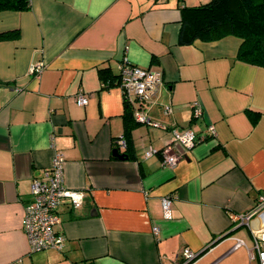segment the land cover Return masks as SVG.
I'll use <instances>...</instances> for the list:
<instances>
[{"label": "crops", "instance_id": "1", "mask_svg": "<svg viewBox=\"0 0 264 264\" xmlns=\"http://www.w3.org/2000/svg\"><path fill=\"white\" fill-rule=\"evenodd\" d=\"M206 1L30 0L26 11H0V33L18 31L0 40V264H182L186 247L199 254L189 264L237 253V264L250 263L264 211L235 229L231 215L250 212L264 194V66L237 58L234 35L178 43L181 6ZM123 58L162 71L156 103L147 106L154 119L199 137L215 129L172 168L144 156L169 143L163 126L136 123L123 137L121 89L102 88L98 72L117 74ZM39 62L44 68L29 73ZM78 92L88 96L84 106L74 101ZM195 102L202 114L194 118ZM121 138L129 157L113 154L125 153ZM56 152L65 186L82 191L83 202L59 206L61 249L30 252L23 207L32 177ZM164 195L171 218L161 211ZM236 239L244 245L232 249Z\"/></svg>", "mask_w": 264, "mask_h": 264}, {"label": "built area", "instance_id": "2", "mask_svg": "<svg viewBox=\"0 0 264 264\" xmlns=\"http://www.w3.org/2000/svg\"><path fill=\"white\" fill-rule=\"evenodd\" d=\"M44 63L39 62L31 65L29 73L38 74L43 68ZM163 83V74L159 69L142 68L131 64L127 58H123L118 65V77L116 85L122 92V97L129 106L133 119L137 123L152 126H163L171 134L170 141L163 148L156 149L149 147L145 150L144 156H161L162 164L168 167L175 166L178 159L194 146V144L206 135L213 137L215 129L213 125H208L203 135L200 137L190 128L178 126H164L160 121L154 119L147 106L155 104V96L159 87ZM74 101L79 106L87 104L88 96L82 92L75 94ZM163 115L171 113L170 106H161ZM202 108L197 102L193 103L192 116L199 117ZM120 148L126 147L125 139L118 141ZM177 147H180L178 149ZM64 158L60 152H56L50 165L37 175H34L30 184V200L23 207L21 218V229L26 237L30 252L42 251L45 249H61L64 237L57 233L54 227L59 223V206L63 201H67L72 208H79L83 202V192L67 188L64 184L63 176ZM172 197L164 195L160 198V207L164 218H171ZM264 211V194L256 198L255 206L250 212L244 214L231 215L234 228L242 225H249L254 216ZM154 233L158 232L156 226L153 227ZM254 245L248 249L250 264H264V228L254 232ZM244 245L240 239L235 240L232 249ZM198 253L190 248L182 250V264H189L198 257Z\"/></svg>", "mask_w": 264, "mask_h": 264}, {"label": "trees", "instance_id": "3", "mask_svg": "<svg viewBox=\"0 0 264 264\" xmlns=\"http://www.w3.org/2000/svg\"><path fill=\"white\" fill-rule=\"evenodd\" d=\"M29 8L30 0H0V11H26ZM226 35L241 39L237 53L239 60L264 66V0H208L197 5L181 6L179 44L217 40ZM17 37V30L0 33V40ZM98 72L102 88L116 85L118 72L114 74L108 68H101ZM123 106V137H127L137 122L124 99ZM125 142L126 151L122 157H129L127 138Z\"/></svg>", "mask_w": 264, "mask_h": 264}, {"label": "rangeland", "instance_id": "4", "mask_svg": "<svg viewBox=\"0 0 264 264\" xmlns=\"http://www.w3.org/2000/svg\"><path fill=\"white\" fill-rule=\"evenodd\" d=\"M238 231L241 232L242 236L247 240L248 245H250L249 240H251V239H250V237L246 231V228L241 227L238 229ZM243 250H245V248ZM239 258H240V254L237 253V254L233 255L232 257H230L229 259L222 261L220 264H237Z\"/></svg>", "mask_w": 264, "mask_h": 264}, {"label": "water", "instance_id": "5", "mask_svg": "<svg viewBox=\"0 0 264 264\" xmlns=\"http://www.w3.org/2000/svg\"><path fill=\"white\" fill-rule=\"evenodd\" d=\"M113 154L116 155V156H118V157H122V154H119V153L117 152V150H114V151H113ZM234 229H235V228H234Z\"/></svg>", "mask_w": 264, "mask_h": 264}]
</instances>
